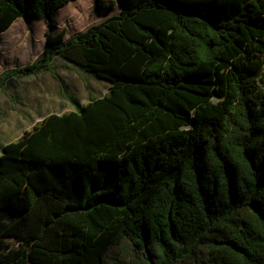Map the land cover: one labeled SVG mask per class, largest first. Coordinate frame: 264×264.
Segmentation results:
<instances>
[{
  "label": "trees",
  "instance_id": "16d2710c",
  "mask_svg": "<svg viewBox=\"0 0 264 264\" xmlns=\"http://www.w3.org/2000/svg\"><path fill=\"white\" fill-rule=\"evenodd\" d=\"M71 1L0 0V33L46 27L0 91L48 72L73 108L2 146L0 264H264V0H119L54 32ZM57 57L107 91L76 102Z\"/></svg>",
  "mask_w": 264,
  "mask_h": 264
},
{
  "label": "rangeland",
  "instance_id": "374dc122",
  "mask_svg": "<svg viewBox=\"0 0 264 264\" xmlns=\"http://www.w3.org/2000/svg\"><path fill=\"white\" fill-rule=\"evenodd\" d=\"M122 6L123 4L117 0L112 10H103L96 6V0L71 1L56 10L54 32L61 30L68 34L81 32L118 13ZM45 28L44 22L40 19L32 18L25 22L18 18L5 32L0 33V70L34 61L45 47ZM53 62L76 102L85 103L89 95L98 97L107 91L109 84L107 81L97 79L59 57ZM84 82L88 83V88ZM11 91L18 96L19 102L15 108L11 107L7 96L0 91V139H14L21 135L23 129L19 125H29L27 129H30L32 122L39 116L72 108L70 102L62 98L56 80L48 72L41 74L40 78L33 75L24 78L21 86H15ZM13 216V213H0V224Z\"/></svg>",
  "mask_w": 264,
  "mask_h": 264
},
{
  "label": "crops",
  "instance_id": "0c3cea01",
  "mask_svg": "<svg viewBox=\"0 0 264 264\" xmlns=\"http://www.w3.org/2000/svg\"><path fill=\"white\" fill-rule=\"evenodd\" d=\"M14 23V22H13ZM5 32V31H4ZM3 33V32H2ZM43 74V73H42ZM107 89H108V86H107ZM71 109H73V108H71ZM71 109H67V111L68 110H71ZM62 112H65V111H61V112H56V113H62ZM50 113V112H49ZM48 114V113H47ZM46 115V114H45ZM41 117L42 116H39V117H37L33 122H32V124L30 125V126H32L35 122H37V121H39L40 119H41ZM20 126V128H22L23 129V132L29 127V125L28 126H21V125H19ZM31 128V127H30ZM28 130V129H27ZM20 135H18V136H16V137H14V139H0V154H1V151H2V146L3 145H5L6 143H8V142H10V141H13V140H15V139H17L18 137H19Z\"/></svg>",
  "mask_w": 264,
  "mask_h": 264
}]
</instances>
